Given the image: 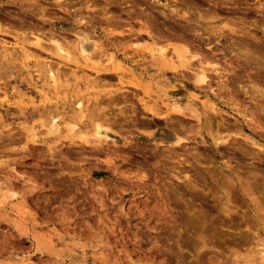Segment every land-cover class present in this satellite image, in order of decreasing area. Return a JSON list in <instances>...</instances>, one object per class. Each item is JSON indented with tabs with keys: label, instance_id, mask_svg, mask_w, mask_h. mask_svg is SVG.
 Listing matches in <instances>:
<instances>
[{
	"label": "rangeland",
	"instance_id": "rangeland-1",
	"mask_svg": "<svg viewBox=\"0 0 264 264\" xmlns=\"http://www.w3.org/2000/svg\"><path fill=\"white\" fill-rule=\"evenodd\" d=\"M263 253L264 0H0V264Z\"/></svg>",
	"mask_w": 264,
	"mask_h": 264
},
{
	"label": "crops",
	"instance_id": "crops-1",
	"mask_svg": "<svg viewBox=\"0 0 264 264\" xmlns=\"http://www.w3.org/2000/svg\"><path fill=\"white\" fill-rule=\"evenodd\" d=\"M175 55H176L175 53H172V51L169 50L168 53L166 54L161 53L160 55L154 58V66L156 68L155 70L156 75L154 76V79L158 81V85H161L160 87L165 85L168 86L176 85L178 84L179 80L182 81L186 80V77L188 76V74L185 72L187 70L181 67L182 64L185 63L184 61L188 59L186 57H180L178 55L176 56ZM178 60L181 62H179ZM198 75L199 73L196 74V77H198ZM189 78L192 79L193 77H189ZM205 85L206 84L193 85V86L194 89H203ZM196 95L197 94L195 91L190 90L187 93V96H185V100H182L181 102L176 101L175 104L178 105L177 108L180 110V112H176V113L174 112V115H183V114L193 115L196 113L200 114L201 109L203 110L204 108H206L207 110H210L212 108V105L214 103L209 99L202 98L199 100L198 103H196L195 102ZM163 112L165 111L163 110Z\"/></svg>",
	"mask_w": 264,
	"mask_h": 264
},
{
	"label": "bare ground",
	"instance_id": "bare-ground-1",
	"mask_svg": "<svg viewBox=\"0 0 264 264\" xmlns=\"http://www.w3.org/2000/svg\"><path fill=\"white\" fill-rule=\"evenodd\" d=\"M38 41V39H36V42ZM35 43V42H34ZM175 49V48H174ZM165 50H163L162 49V52H164ZM81 54L84 56V57H88L86 54H84L85 53V51L82 49L81 50ZM84 52V53H83ZM173 52V51H172ZM177 52V51H176ZM161 53V52H160ZM175 53V52H174ZM187 53V52H186ZM88 54V53H87ZM158 56V55H157ZM176 56V55H175ZM155 58V57H154ZM159 58V57H158ZM161 59V58H160ZM191 60V59H190ZM179 61V60H178ZM199 61V60H198ZM179 62H181V61H179ZM183 62V61H182ZM185 62V61H184ZM199 65H200V62L198 63ZM202 64V63H201ZM170 70V69H169ZM52 75V74H51ZM196 76V75H195ZM198 82H200V83H204V79H205V76L203 75V74H199L198 75ZM195 81V80H194ZM197 83V82H196ZM23 98V97H22ZM212 104V103H211ZM77 106H79V104L77 105ZM209 109V108H208ZM211 110V109H210ZM183 111V110H182ZM209 111V110H208ZM197 115V114H196ZM191 116V115H190ZM187 117V116H186ZM192 117H194V116H192ZM171 124V123H170ZM50 125H52V129L53 130H55L56 129V127L54 126L55 125V120H53L52 121V123L50 124ZM231 125V124H230ZM227 127V126H226ZM179 140V139H178ZM183 141V140H182ZM214 141H217L218 143H219V141H218V139L217 140H215L214 139ZM180 142V141H179ZM225 143V142H224ZM262 256H264V253H263V255Z\"/></svg>",
	"mask_w": 264,
	"mask_h": 264
}]
</instances>
